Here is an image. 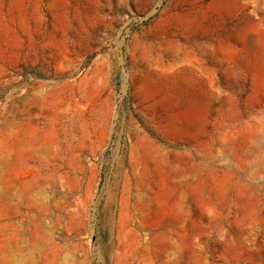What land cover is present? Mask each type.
<instances>
[{
    "label": "rangeland",
    "instance_id": "1",
    "mask_svg": "<svg viewBox=\"0 0 264 264\" xmlns=\"http://www.w3.org/2000/svg\"><path fill=\"white\" fill-rule=\"evenodd\" d=\"M0 264H264V0H0Z\"/></svg>",
    "mask_w": 264,
    "mask_h": 264
},
{
    "label": "trees",
    "instance_id": "2",
    "mask_svg": "<svg viewBox=\"0 0 264 264\" xmlns=\"http://www.w3.org/2000/svg\"><path fill=\"white\" fill-rule=\"evenodd\" d=\"M121 106L127 110L132 109L131 102L128 98L123 99Z\"/></svg>",
    "mask_w": 264,
    "mask_h": 264
}]
</instances>
